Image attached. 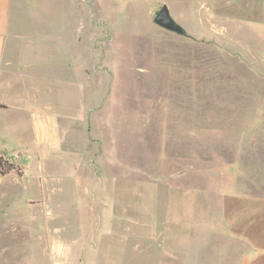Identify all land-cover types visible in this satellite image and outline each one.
<instances>
[{"label": "rangeland", "instance_id": "rangeland-1", "mask_svg": "<svg viewBox=\"0 0 264 264\" xmlns=\"http://www.w3.org/2000/svg\"><path fill=\"white\" fill-rule=\"evenodd\" d=\"M23 1L16 48L59 38L64 83L22 92L63 97L65 149L27 172L49 216L0 201V264H264V0Z\"/></svg>", "mask_w": 264, "mask_h": 264}, {"label": "crops", "instance_id": "crops-1", "mask_svg": "<svg viewBox=\"0 0 264 264\" xmlns=\"http://www.w3.org/2000/svg\"><path fill=\"white\" fill-rule=\"evenodd\" d=\"M25 8L23 0H0V157L23 170L22 176L16 171L5 176L0 174V201L6 202L3 220L14 224L18 217L26 222V216L33 223L41 221L44 207L45 215L49 216V192L44 179L36 182L27 179V172L35 162L43 163L49 151L58 154L65 149L59 136L66 123L53 107L57 103L64 106L63 97L31 96L22 92L35 79L39 84L53 87L64 83L63 67L57 63L59 38L50 45L47 41L36 42L41 47L40 55H35L33 48H16L17 40L24 38L17 25V15ZM79 23L80 14L75 17L71 30ZM70 34L73 39L72 31Z\"/></svg>", "mask_w": 264, "mask_h": 264}, {"label": "water", "instance_id": "water-1", "mask_svg": "<svg viewBox=\"0 0 264 264\" xmlns=\"http://www.w3.org/2000/svg\"><path fill=\"white\" fill-rule=\"evenodd\" d=\"M154 22L158 26L168 31L175 32L181 35L186 34L184 28L180 24H178L176 20L173 18L168 5L166 4L163 5L161 9L158 11V13L156 14L154 18Z\"/></svg>", "mask_w": 264, "mask_h": 264}, {"label": "trees", "instance_id": "trees-1", "mask_svg": "<svg viewBox=\"0 0 264 264\" xmlns=\"http://www.w3.org/2000/svg\"><path fill=\"white\" fill-rule=\"evenodd\" d=\"M12 171H16L19 176L23 175V170L17 168L15 165L9 163L4 157H0V174L2 176L8 175Z\"/></svg>", "mask_w": 264, "mask_h": 264}]
</instances>
